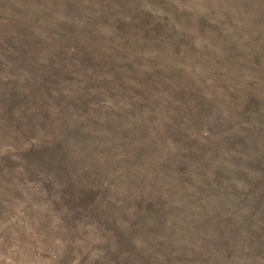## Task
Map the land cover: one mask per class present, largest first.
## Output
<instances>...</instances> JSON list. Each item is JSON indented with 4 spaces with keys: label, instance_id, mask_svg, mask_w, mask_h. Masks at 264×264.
<instances>
[{
    "label": "rangeland",
    "instance_id": "rangeland-1",
    "mask_svg": "<svg viewBox=\"0 0 264 264\" xmlns=\"http://www.w3.org/2000/svg\"><path fill=\"white\" fill-rule=\"evenodd\" d=\"M263 190L264 0H0V264H264Z\"/></svg>",
    "mask_w": 264,
    "mask_h": 264
},
{
    "label": "trees",
    "instance_id": "trees-1",
    "mask_svg": "<svg viewBox=\"0 0 264 264\" xmlns=\"http://www.w3.org/2000/svg\"><path fill=\"white\" fill-rule=\"evenodd\" d=\"M11 22L9 21L8 22V24H6L7 26H9V25H11L10 24ZM6 25H4L3 27H6ZM6 40L7 39H5V38H3V41L4 42H6ZM260 163H258V166L260 167ZM189 181V179L188 180H185V182L184 183H186V182H188ZM260 181H262V178H257V179H255L254 180V183H255V186H258L259 184H260ZM191 182V181H190ZM262 196H264V190H263V195ZM250 197V196H249ZM258 199V198H257ZM257 207H258V205H262L263 203H262V200H261V198L257 201ZM262 230L264 231V228L263 229H261V230H259L258 231V233L260 234H256L257 236H256V238H254V243H252V245L254 246V247H250V249L252 250L253 248H257V247H261V248H263L264 247V240H260V237L262 236L261 234H262ZM260 252V251H259Z\"/></svg>",
    "mask_w": 264,
    "mask_h": 264
}]
</instances>
